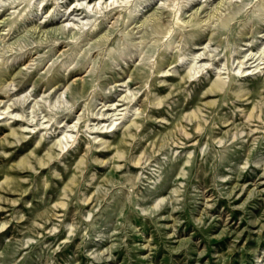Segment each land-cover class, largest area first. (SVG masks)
Wrapping results in <instances>:
<instances>
[{
	"label": "rangeland",
	"instance_id": "obj_1",
	"mask_svg": "<svg viewBox=\"0 0 264 264\" xmlns=\"http://www.w3.org/2000/svg\"><path fill=\"white\" fill-rule=\"evenodd\" d=\"M0 264H264V0H0Z\"/></svg>",
	"mask_w": 264,
	"mask_h": 264
},
{
	"label": "bare ground",
	"instance_id": "obj_2",
	"mask_svg": "<svg viewBox=\"0 0 264 264\" xmlns=\"http://www.w3.org/2000/svg\"><path fill=\"white\" fill-rule=\"evenodd\" d=\"M75 10V9H74ZM205 64V63H204ZM207 65V64H206ZM204 66V65H203ZM260 67H262L261 65H259V68ZM263 68V67H262ZM204 69V68H203ZM200 70V69H199ZM198 71V70H197ZM257 71H259V70H257L256 68L254 69V70H247L246 69V71H242V72H245V75H249V74H253V73H256ZM198 72H200V71H198ZM189 73H191V72H189ZM193 74V73H192ZM194 75V74H193ZM187 77L189 76L188 74L186 75ZM222 84H223V82L221 81V80H215L213 83H212V85L210 86V88H208V92H210V91H214V90H216V89H219L221 86H222ZM114 104V103H113ZM117 106V105H116ZM115 106V107H116ZM110 107H112V105L110 106ZM115 107H113V108H115ZM108 109V108H107ZM116 109H118V108H116ZM110 110V109H109ZM111 112V111H110ZM114 112H115V110H114ZM117 112V111H116ZM108 113V112H107ZM111 115H112V112L110 113ZM119 114V113H118ZM104 115V114H103ZM196 115V113H194V116ZM108 116V115H107ZM113 116V115H112ZM99 117H100V115H99ZM110 117V116H109ZM192 118V117H191ZM113 118H111V120H112ZM114 119H115V117H114ZM107 120H109V119H107ZM18 121H20V119H17L16 120V122H18ZM114 121V120H113ZM118 121V120H117ZM14 122V121H13ZM15 122V123H16ZM112 123V122H111ZM118 123L119 122H113L110 126H106V125H109V124H106V125H104V126H106V128L107 129H103L102 131H101V129H98V130H100L101 131V133H107V132H111V131H114V130H116V128H114L115 126H117L118 125ZM48 125V124H47ZM73 125V124H72ZM74 126V125H73ZM44 127V126H43ZM24 129L26 128V127H23ZM48 128V127H47ZM51 128V127H50ZM99 128V127H98ZM24 129H22V132H24L25 130ZM72 129H73V127H72ZM30 130V129H29ZM67 130H70V129H67ZM15 132V130L13 129L12 130V133H14ZM28 132H35L34 131V129H32V130H30V131H28ZM99 132V131H98ZM67 133H69V132H67ZM71 133V132H70ZM69 133V134H70ZM72 135V134H71ZM65 136H67V135H65ZM74 137V136H73ZM97 137V136H96ZM67 140H68V138H67ZM69 141V140H68ZM72 141V140H71ZM64 143V142H63ZM66 143V142H65ZM64 145V144H63ZM71 145V144H70ZM64 147V146H63ZM84 161V157L81 159V162H83ZM20 166L22 167V169L23 168H26L27 167V161L26 160H24V159H22L21 161H20ZM62 205L64 204V202H60Z\"/></svg>",
	"mask_w": 264,
	"mask_h": 264
}]
</instances>
